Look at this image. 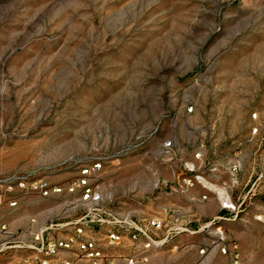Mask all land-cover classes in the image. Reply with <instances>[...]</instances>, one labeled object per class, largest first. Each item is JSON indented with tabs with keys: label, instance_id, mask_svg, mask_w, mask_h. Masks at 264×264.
<instances>
[{
	"label": "rangeland",
	"instance_id": "374dc122",
	"mask_svg": "<svg viewBox=\"0 0 264 264\" xmlns=\"http://www.w3.org/2000/svg\"><path fill=\"white\" fill-rule=\"evenodd\" d=\"M96 161L101 205L157 218L160 256L264 264V0H0V178L65 187ZM3 188L21 236L84 211Z\"/></svg>",
	"mask_w": 264,
	"mask_h": 264
},
{
	"label": "built area",
	"instance_id": "2783aa9c",
	"mask_svg": "<svg viewBox=\"0 0 264 264\" xmlns=\"http://www.w3.org/2000/svg\"><path fill=\"white\" fill-rule=\"evenodd\" d=\"M253 115L257 117V112ZM253 131L257 132L258 126H255ZM100 165L101 162L96 161L80 166L75 177L65 187L57 184L50 185L42 178L29 180L21 175L1 177L0 184H3V189L10 194L15 191L14 187L26 192L25 189L29 185L38 190L41 195H46L49 191L59 193L65 189L66 192L76 196L70 203L82 205L84 211L63 221L34 228L30 226L28 237L9 231L6 224L2 223L0 254L5 250H24V254L20 257V264H105L108 254L104 252V248L122 240L125 234H128L129 239L134 242L142 239V248L154 244L155 240L147 229L152 230L153 227L160 226L157 218L149 220V228L143 227L138 220L119 217L115 212L101 205V194L92 182V174ZM3 197L0 192V202ZM19 197L15 194L9 195L7 197L9 205H16ZM32 221L36 220L32 218ZM102 225L109 227L105 236L101 238L94 234ZM201 250L204 249L201 248ZM222 252H226L224 247ZM134 261L135 259L130 257L127 262L133 264ZM228 264H242L239 254H235Z\"/></svg>",
	"mask_w": 264,
	"mask_h": 264
},
{
	"label": "crops",
	"instance_id": "0c3cea01",
	"mask_svg": "<svg viewBox=\"0 0 264 264\" xmlns=\"http://www.w3.org/2000/svg\"><path fill=\"white\" fill-rule=\"evenodd\" d=\"M38 226H42V222L35 221L31 224L32 228ZM171 244L172 247L169 252L165 256H160L158 249L153 244L150 247L142 248V239H138L134 242L133 240L124 237L122 240L105 247L106 249H110L111 252V254H108V260L105 264H128L127 261L130 257L135 259L133 264H179L180 262H182V264H211L213 262V255L211 253L199 255L197 259L193 260L189 257L184 258V256L175 252L177 244L173 242ZM3 258L4 255H0V263L4 261ZM6 261L7 264H20V259L15 254L13 256H8Z\"/></svg>",
	"mask_w": 264,
	"mask_h": 264
},
{
	"label": "bare ground",
	"instance_id": "6f19581e",
	"mask_svg": "<svg viewBox=\"0 0 264 264\" xmlns=\"http://www.w3.org/2000/svg\"><path fill=\"white\" fill-rule=\"evenodd\" d=\"M227 206H232V205H227Z\"/></svg>",
	"mask_w": 264,
	"mask_h": 264
}]
</instances>
